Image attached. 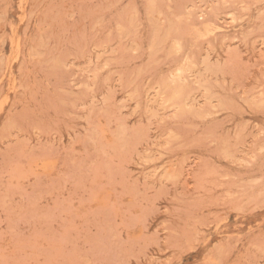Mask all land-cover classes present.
Listing matches in <instances>:
<instances>
[{
	"label": "rangeland",
	"instance_id": "1",
	"mask_svg": "<svg viewBox=\"0 0 264 264\" xmlns=\"http://www.w3.org/2000/svg\"><path fill=\"white\" fill-rule=\"evenodd\" d=\"M0 264H264V0H0Z\"/></svg>",
	"mask_w": 264,
	"mask_h": 264
},
{
	"label": "bare ground",
	"instance_id": "2",
	"mask_svg": "<svg viewBox=\"0 0 264 264\" xmlns=\"http://www.w3.org/2000/svg\"><path fill=\"white\" fill-rule=\"evenodd\" d=\"M12 43V42H11ZM180 75V74H179ZM165 90V89H164ZM176 94V93H175ZM166 101V100H165Z\"/></svg>",
	"mask_w": 264,
	"mask_h": 264
}]
</instances>
